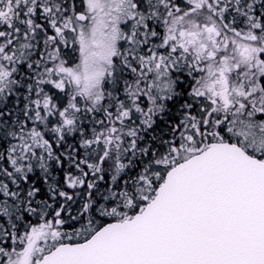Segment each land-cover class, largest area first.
<instances>
[{
  "label": "snow or ice",
  "instance_id": "obj_1",
  "mask_svg": "<svg viewBox=\"0 0 264 264\" xmlns=\"http://www.w3.org/2000/svg\"><path fill=\"white\" fill-rule=\"evenodd\" d=\"M0 264H264V0H0Z\"/></svg>",
  "mask_w": 264,
  "mask_h": 264
}]
</instances>
